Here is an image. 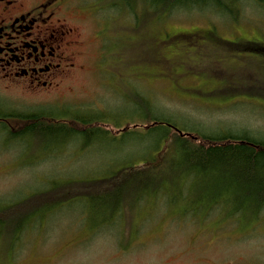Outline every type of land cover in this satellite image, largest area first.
<instances>
[{
  "label": "rangeland",
  "instance_id": "obj_1",
  "mask_svg": "<svg viewBox=\"0 0 264 264\" xmlns=\"http://www.w3.org/2000/svg\"><path fill=\"white\" fill-rule=\"evenodd\" d=\"M121 1H76V13L69 14L88 40L72 77L50 101L0 85V109L8 114L94 112L123 125L66 147L38 132L13 138L0 127V208L33 195L47 207L59 201L57 193L70 195V183L91 187L89 194L63 200L19 240L0 234V264H264V221L244 216L228 222L227 209L199 224L193 213L177 216L204 196L202 190L206 196L218 185L208 175L192 181L180 211L151 195L141 211L109 224L95 212L98 198L122 207L156 189L160 179L175 181L155 154L141 157L150 139L144 131L118 133L145 117L136 97L153 101V115L186 132L264 139V52L257 51L264 48L262 10L245 2L237 20L210 8L165 17L148 14L136 0V17L125 5L109 7Z\"/></svg>",
  "mask_w": 264,
  "mask_h": 264
},
{
  "label": "trees",
  "instance_id": "obj_2",
  "mask_svg": "<svg viewBox=\"0 0 264 264\" xmlns=\"http://www.w3.org/2000/svg\"><path fill=\"white\" fill-rule=\"evenodd\" d=\"M134 1L136 0L111 3L110 8L129 5L130 14L136 15ZM140 1L144 3L148 14H158L165 17L177 11L187 12L188 9L210 8L214 12L231 16L237 20L245 2H252L255 7L257 6L264 12V0ZM257 51L264 52V48L259 47ZM134 99L140 103V109L145 110V117H140L141 120L135 122L132 127L129 121L126 122V128L118 133L133 136L144 131L150 139L145 150L146 155L141 157L144 159L151 158L155 154L161 162L160 166L169 168L170 172L174 173L175 181L160 179L156 189L148 191L145 189V192H141V197L138 195L137 198L130 199V202L124 201L122 207L114 205L113 200L98 198L99 201L96 202L99 206L97 205L94 210L99 215L105 214L107 217L105 222L109 224L124 215L138 213L142 210L140 207L143 202L152 201L149 198L151 195L157 197L154 200L165 201L171 204V207L175 206L174 210L180 211L179 208H182L183 202H188L192 181L205 179L207 178L206 175L213 177L218 185H211L212 187L206 193L207 197L205 196L206 189H204L202 190L204 196H200L198 201L184 204L186 209L177 215L180 219H184L188 214L193 213L192 216L195 218L192 219L198 221L199 224L213 213L227 209L230 211L228 222L235 221L238 224L240 217L244 216H249V222L253 221L260 224L264 221V139L247 135L218 136L186 132L170 119L153 115L151 110L153 101H149L147 97H145L146 101L137 97ZM138 111H136L137 114L142 112L139 113ZM110 126L120 128L123 125L108 121L104 117L94 114V112L82 114L69 112L64 115L54 113L16 115L0 111V127L8 128L7 132L13 138H23L28 134L38 132L44 137L50 136L52 141L61 140L58 144H61L62 147H66L72 139L79 140L108 135L110 134ZM151 162L153 160H146L147 164ZM76 184V182L68 184V189L72 188L70 195L75 192L78 196L84 195L85 192L90 193L91 187H85V184L81 188L79 183ZM77 187L78 190H75ZM173 190L176 195L172 194ZM60 194H56L59 201L45 202L48 204L47 207L42 205V198L35 195L3 205L0 208V234L11 236L14 241L19 240L22 233L31 228L36 220H43L44 216L55 212L56 206L70 196L65 198L61 197ZM52 197L51 199H54ZM157 201L153 202L156 203ZM204 208H208V212L204 217H201L200 212Z\"/></svg>",
  "mask_w": 264,
  "mask_h": 264
},
{
  "label": "flooded vegetation",
  "instance_id": "obj_3",
  "mask_svg": "<svg viewBox=\"0 0 264 264\" xmlns=\"http://www.w3.org/2000/svg\"><path fill=\"white\" fill-rule=\"evenodd\" d=\"M76 1L0 0V85L4 89L49 101L58 95L77 67L80 47L88 40L78 20L71 17ZM98 33L105 38L103 30Z\"/></svg>",
  "mask_w": 264,
  "mask_h": 264
}]
</instances>
